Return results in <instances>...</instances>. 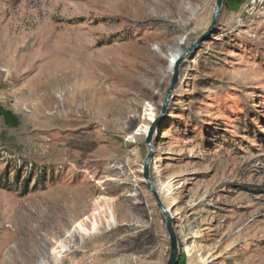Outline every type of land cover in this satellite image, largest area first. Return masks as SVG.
Wrapping results in <instances>:
<instances>
[{
  "label": "rangeland",
  "instance_id": "374dc122",
  "mask_svg": "<svg viewBox=\"0 0 264 264\" xmlns=\"http://www.w3.org/2000/svg\"><path fill=\"white\" fill-rule=\"evenodd\" d=\"M214 3L0 0V264L166 263L143 132ZM153 151L177 264H264V0L223 1Z\"/></svg>",
  "mask_w": 264,
  "mask_h": 264
},
{
  "label": "water",
  "instance_id": "95a60500",
  "mask_svg": "<svg viewBox=\"0 0 264 264\" xmlns=\"http://www.w3.org/2000/svg\"><path fill=\"white\" fill-rule=\"evenodd\" d=\"M223 1L224 0H215L214 6L211 12L210 22H209V25L206 31L203 34H201L193 43H191L185 50H183L180 57L173 63L170 81L164 93V97H163L161 107H160V113L151 122L145 134L144 145L146 148V155H145L142 168H141V178H142V181L145 187L152 195L155 205L164 220V229H165L166 236L168 238V257H167L165 264H177L178 263V259L180 256V248H179V244L177 241V237L172 227V217H170L168 208H166V206L162 203L159 197V194L156 191V187L150 178L149 171H150V165L152 163L153 154H154V151H153L154 134L157 130L158 124L166 116L169 103L171 102L173 98V93L178 84L179 69H180L182 62L188 57V55L191 52H195L196 50H198L200 45L203 42H205L206 39L215 31L217 23H218V17L223 7Z\"/></svg>",
  "mask_w": 264,
  "mask_h": 264
},
{
  "label": "bare ground",
  "instance_id": "6f19581e",
  "mask_svg": "<svg viewBox=\"0 0 264 264\" xmlns=\"http://www.w3.org/2000/svg\"><path fill=\"white\" fill-rule=\"evenodd\" d=\"M180 55H181V50H175L174 52H172L171 54H170V56H169V58H168V65H167V67H166V72H167V74L169 75L171 72H172V68H173V63L180 57ZM70 74V73H69ZM70 76V75H69ZM60 77V76H59ZM50 78V77H49ZM48 78V79H49ZM70 78V77H69ZM72 78V77H71ZM74 78V77H73ZM56 79V78H55ZM69 80V79H68ZM70 82V81H69ZM51 90V89H50ZM50 92V91H49ZM49 96V98H48V101H50L51 102V97H50V95H48ZM52 103V102H51ZM152 116L150 115V118L149 119H147V121H148V123H151L152 122ZM147 127H145V129H144V132L143 133H146V131H147ZM173 201L171 202V204H170V206L169 207H173ZM174 216V214L173 213H171L170 214V217H173Z\"/></svg>",
  "mask_w": 264,
  "mask_h": 264
},
{
  "label": "trees",
  "instance_id": "16d2710c",
  "mask_svg": "<svg viewBox=\"0 0 264 264\" xmlns=\"http://www.w3.org/2000/svg\"><path fill=\"white\" fill-rule=\"evenodd\" d=\"M225 1V0H224Z\"/></svg>",
  "mask_w": 264,
  "mask_h": 264
}]
</instances>
